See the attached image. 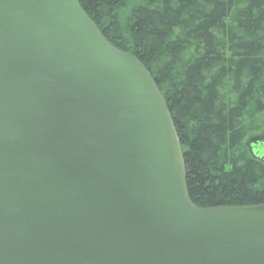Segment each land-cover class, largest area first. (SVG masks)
<instances>
[{
	"label": "water",
	"instance_id": "water-1",
	"mask_svg": "<svg viewBox=\"0 0 264 264\" xmlns=\"http://www.w3.org/2000/svg\"><path fill=\"white\" fill-rule=\"evenodd\" d=\"M185 177L152 77L77 0H0V264H264V205L198 208Z\"/></svg>",
	"mask_w": 264,
	"mask_h": 264
},
{
	"label": "trees",
	"instance_id": "trees-1",
	"mask_svg": "<svg viewBox=\"0 0 264 264\" xmlns=\"http://www.w3.org/2000/svg\"><path fill=\"white\" fill-rule=\"evenodd\" d=\"M148 71L198 208L264 205V0H77Z\"/></svg>",
	"mask_w": 264,
	"mask_h": 264
},
{
	"label": "flooded vegetation",
	"instance_id": "flooded-vegetation-1",
	"mask_svg": "<svg viewBox=\"0 0 264 264\" xmlns=\"http://www.w3.org/2000/svg\"><path fill=\"white\" fill-rule=\"evenodd\" d=\"M262 146L264 145V144H261ZM259 147V146H258Z\"/></svg>",
	"mask_w": 264,
	"mask_h": 264
}]
</instances>
